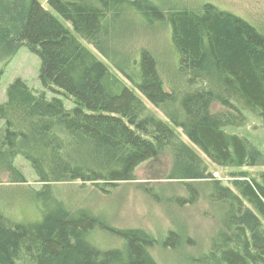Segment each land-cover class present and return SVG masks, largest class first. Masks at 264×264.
Here are the masks:
<instances>
[{
  "label": "trees",
  "instance_id": "16d2710c",
  "mask_svg": "<svg viewBox=\"0 0 264 264\" xmlns=\"http://www.w3.org/2000/svg\"><path fill=\"white\" fill-rule=\"evenodd\" d=\"M43 1L71 30L38 0H0L1 61L8 64L26 47L40 60L42 88L53 95L16 79L0 104V177L24 184L14 166L22 157L42 185L28 200L38 219L11 221L0 212V264H157L150 234L111 228L89 209H71L53 185L80 182L108 194L163 151L172 160L171 178L184 181L189 195L175 203L196 201L187 181H208L205 198L223 209L199 263L264 264V172L235 173L231 187L223 186L201 157L223 168L264 167V152L225 131L244 127L248 116L264 128V34L210 3ZM163 23L167 67L147 49H120L129 25ZM59 96L73 107L66 109ZM145 102L166 120L150 114ZM98 230L120 246H97L91 235ZM179 242L169 232L162 245L173 249Z\"/></svg>",
  "mask_w": 264,
  "mask_h": 264
},
{
  "label": "rangeland",
  "instance_id": "374dc122",
  "mask_svg": "<svg viewBox=\"0 0 264 264\" xmlns=\"http://www.w3.org/2000/svg\"><path fill=\"white\" fill-rule=\"evenodd\" d=\"M45 9L51 11L43 0H38ZM182 1V0H177ZM185 5L197 6L210 3L218 9L230 12L249 22L264 34V0H186ZM51 13L69 30V23L63 21L57 14ZM119 44L123 51L136 52L140 48L149 50L157 59L160 68L168 66L169 27L167 23L148 26L129 25L123 32ZM98 57L103 58L95 49L87 45ZM112 48H116L115 45ZM119 49V48H118ZM40 60L22 47L5 64L0 59V104L6 100V90L16 79L26 82L27 86L36 93L44 92L48 99L53 95L44 91L39 82ZM118 75V74H117ZM118 77L126 84L129 83L120 75ZM66 109H71L73 103L59 96ZM150 114L166 120L164 114L145 102ZM214 111H222L218 105ZM226 132L244 137L253 147L264 152V128L258 119L247 117V124L242 128H226ZM187 143L186 139L182 137ZM207 163L208 171L213 178L223 186L231 187L234 174L246 172L256 174L264 172V167L256 168H223ZM14 166L25 179L24 184H12L6 175L0 177V212L11 221L18 219L34 221L38 213L34 206L28 205L31 200L29 193L40 191L42 185L31 165L22 157L14 160ZM172 160L168 152L163 151L154 159L141 164L132 175L131 180L121 183L118 187L105 194L90 184L80 182L53 185L58 199L65 202L71 209L86 208L92 211L103 223L117 229H141L150 234L156 245L150 254L157 264H200L199 259L207 252L210 240L220 225L223 214L222 207L208 201L205 195L210 191L208 181H187L197 192L194 203L180 206L175 198H187L188 192L184 181L171 178ZM25 195V196H24ZM169 232H174L180 238L175 248H165L163 240ZM91 241L100 248L119 247L120 241L105 230L95 231Z\"/></svg>",
  "mask_w": 264,
  "mask_h": 264
}]
</instances>
